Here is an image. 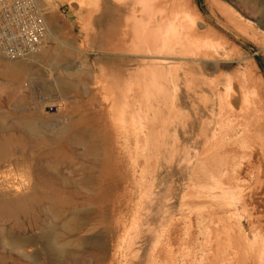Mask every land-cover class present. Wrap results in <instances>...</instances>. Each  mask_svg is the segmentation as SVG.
<instances>
[{
  "label": "rangeland",
  "instance_id": "rangeland-1",
  "mask_svg": "<svg viewBox=\"0 0 264 264\" xmlns=\"http://www.w3.org/2000/svg\"><path fill=\"white\" fill-rule=\"evenodd\" d=\"M119 1L37 0L48 17L47 32L48 26L57 29L40 46L47 55L21 80L4 76L0 65V264H62L61 244L73 252V264L191 262L194 153L207 124L214 129L220 117L210 89L241 87L261 99L264 0H188L190 10L221 35L211 41L212 61L186 67L167 59L160 75L150 58L134 63L142 58L129 53L123 33L125 19L132 9L138 15L139 7L135 0ZM217 2L242 23L225 24ZM59 52L62 59L52 64ZM5 61L15 60L0 57ZM124 80L130 105L142 109L122 121L106 118L100 113ZM27 118L39 121L40 130L28 131L22 124ZM260 171L257 188L264 190V167ZM84 217L87 224L66 240L43 237L63 221L78 225Z\"/></svg>",
  "mask_w": 264,
  "mask_h": 264
},
{
  "label": "bare ground",
  "instance_id": "bare-ground-1",
  "mask_svg": "<svg viewBox=\"0 0 264 264\" xmlns=\"http://www.w3.org/2000/svg\"><path fill=\"white\" fill-rule=\"evenodd\" d=\"M40 3L43 5L42 0ZM134 3L139 7L138 15H134L132 9L131 16L125 19L124 23L127 26L123 35L129 37V53L142 58L135 60V64H144L141 62L145 60L143 58H150L148 65L153 68L155 75L162 74L163 69L160 65L167 59L181 60L186 67L189 62H199L201 66L210 64L212 61L209 54L211 41L221 35L213 30V27L210 28L199 13L190 10L188 0H135ZM135 4L132 5L135 7ZM215 4V10L225 24L235 28L237 24L242 23L230 7L219 2ZM55 32H57L56 28L48 26L47 40H51ZM41 49L27 59L0 62L3 75L14 80L26 77L28 71L37 67L39 60L47 55L46 47ZM56 57V60L53 58L51 61L52 64L62 59L61 53H57ZM175 69L176 67L174 71ZM186 74L188 75V71ZM141 80L139 84L142 83L143 80ZM177 80L178 78L176 85ZM125 82L126 80L120 82L114 90L110 106L102 109L101 113L99 112L106 118L112 114L113 117L117 115L118 120L122 121L127 112L134 115L138 113V110L141 111V107L137 109L134 103L130 105V100H127V91L131 88L128 87L127 90ZM255 85L258 89L260 84ZM261 85L260 87H263ZM139 87L138 89L133 87L135 94L140 92L136 93L140 90L141 87ZM226 87L221 85V90L219 87L210 89L212 93H217L219 99L220 117L217 119L219 122L214 129H211L210 122L207 124L203 133V146L200 151L194 153L197 161L189 181L193 194L190 203L192 217L189 220L190 231L188 233L191 245L190 264H264V190L257 188L260 170L264 167V92L261 89L262 97L258 100L257 92L256 94L253 92L252 95L256 96L254 98L249 91L247 93L250 96L244 93L241 87L237 89V92H232L229 86ZM247 90L251 91V89ZM177 102L178 106H181L179 98ZM22 124L30 132H36L41 127L39 121L31 118L23 120ZM116 131L121 132L122 130ZM80 137L76 136V140L79 141ZM175 140L179 144V137L176 136ZM195 143L196 141L193 142V146L196 145ZM87 221L85 217L78 222V225L71 219L63 221L59 229L50 228L43 233V237L46 236L56 242L66 240L73 232H80ZM83 242L81 240L80 244L83 245ZM65 245L61 244L60 262L73 264V252Z\"/></svg>",
  "mask_w": 264,
  "mask_h": 264
},
{
  "label": "built area",
  "instance_id": "built-area-1",
  "mask_svg": "<svg viewBox=\"0 0 264 264\" xmlns=\"http://www.w3.org/2000/svg\"><path fill=\"white\" fill-rule=\"evenodd\" d=\"M46 34L37 0H0V57L16 60L34 53Z\"/></svg>",
  "mask_w": 264,
  "mask_h": 264
}]
</instances>
